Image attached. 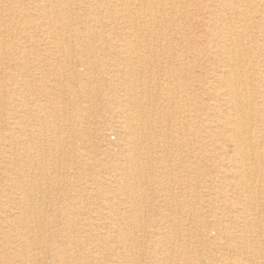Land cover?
Here are the masks:
<instances>
[{
  "label": "rangeland",
  "instance_id": "obj_1",
  "mask_svg": "<svg viewBox=\"0 0 264 264\" xmlns=\"http://www.w3.org/2000/svg\"><path fill=\"white\" fill-rule=\"evenodd\" d=\"M150 1L159 6V15L165 14L169 20L155 23L151 28L140 27L137 33L142 40L141 51L138 49L136 53L138 46L135 47L133 56H142L144 62L129 65L126 53L122 55L116 45L133 38L128 34L133 30L125 28L121 17L126 7L124 1L0 0V95L14 100L11 106L0 100V200L8 201L5 213L0 208V264L25 262L15 246L18 238L8 237L11 227L6 223L13 224L12 220L20 217L12 200L14 185L6 177H15L22 166H8L5 157L12 150L2 140L6 125L12 123L18 125L13 134L22 137L26 144L22 152L39 154L38 158L43 156L44 161L41 188L32 200L25 196L43 210L48 221V227L36 232L42 242L32 264H55L46 248V242L51 240L59 242L58 251H66L63 264H128L126 253L133 256L132 264H163V259L172 264H185L188 260L191 264H233L235 259L253 254H259L260 264H264V189H257L263 192L258 210L249 211L239 190L237 172L223 165L236 156L232 144L212 143L208 135L219 125L210 126L213 111L209 107L216 103L205 92L216 85L223 91L227 85L225 78H216L219 76L215 75L216 71L220 70V74L224 71L222 56L211 49L216 35L222 32L219 28L225 15L233 21L231 31L237 40L234 50L248 63L247 68L242 64L240 70L247 81L263 86L256 88L258 93L264 92V0H227L226 11L218 0ZM58 3L70 5L65 9ZM40 7L43 11L38 10ZM113 17L117 20L112 21ZM49 19V25L39 26ZM68 21L73 27H68L65 37L66 27L62 23ZM87 30L94 36L102 33L111 41L74 38L77 34L85 35ZM223 32L221 36L227 31ZM128 70L136 75L127 84ZM133 89L153 102L158 101L162 109L170 110L160 117L156 105L148 103L150 100L135 110L141 134L146 137L142 144L124 138L129 110L120 99L127 98L126 93ZM253 92L247 90L248 94ZM204 102L207 104L203 107ZM224 110L222 104L220 112ZM37 135L41 136L42 145L36 143ZM202 140L203 148L199 143ZM130 154L138 155L149 167L150 177L145 181L124 182L121 174L111 169L112 164H123ZM33 176L31 171L25 173L26 189L34 185ZM260 178L264 185V176ZM234 209L243 212L242 218H234L231 214ZM115 218L124 229L123 244L108 228ZM242 219L252 220L255 230L244 229ZM71 220L78 222L77 230L71 228ZM82 226L90 230L89 237H83ZM127 229L131 230L130 234ZM21 232L28 230L23 228ZM243 233L251 248L240 249Z\"/></svg>",
  "mask_w": 264,
  "mask_h": 264
},
{
  "label": "bare ground",
  "instance_id": "obj_2",
  "mask_svg": "<svg viewBox=\"0 0 264 264\" xmlns=\"http://www.w3.org/2000/svg\"><path fill=\"white\" fill-rule=\"evenodd\" d=\"M66 1V0H65ZM78 1V0H77ZM81 1V0H80ZM125 2V9L122 10L123 14L121 15L123 21L126 23L123 25L125 28L128 30H133V32L128 33L130 34V37L132 36L133 38L131 40H122L118 45V50L119 52L126 53L125 54V60L129 61L128 64L132 65L133 63H143L144 58L142 56H133V53H135V47L136 53L137 50L140 47L139 44L142 43V40L139 38V34L137 31L140 29V27H145L149 26L150 28L155 24V23H160L162 21L168 22L169 19H167V16L165 14H158V8L159 6L153 2L151 3L150 0H122ZM161 1V0H160ZM209 1V0H208ZM58 2V1H57ZM62 2V1H61ZM112 2V1H111ZM211 2V1H210ZM214 2V1H213ZM217 2V1H216ZM218 2L222 5V8L224 7L225 11L229 9L227 0H218ZM243 2V1H242ZM258 2V1H257ZM10 3V2H9ZM20 3V2H19ZM24 3V2H22ZM41 3V2H40ZM161 3V2H160ZM168 3V2H167ZM215 3V2H214ZM2 4V3H1ZM31 4V3H30ZM61 5V3H58ZM165 6V3H163ZM180 4V3H179ZM49 5V4H48ZM57 5V4H56ZM70 4H65L62 3V7L65 9H68L67 6ZM78 5V3H77ZM181 5V4H180ZM251 5V4H250ZM163 6V7H164ZM218 6V3H217ZM263 6V5H262ZM60 7V6H59ZM80 7V6H78ZM77 7V8H78ZM101 7V6H100ZM201 7V6H200ZM76 8V7H75ZM182 8V7H181ZM184 8V7H183ZM243 8V7H242ZM102 9V8H101ZM2 10V9H1ZM40 11H43V9L40 7L38 9ZM78 10V9H77ZM83 10V9H82ZM164 10V8L162 9ZM194 10V9H193ZM203 10V9H202ZM250 10V9H249ZM169 11V10H168ZM212 11V10H210ZM221 11V10H220ZM33 12V11H31ZM78 12V11H77ZM141 12V13H140ZM172 12V11H171ZM256 12V11H255ZM36 13V12H35ZM39 13V12H38ZM82 13V12H81ZM183 13V12H182ZM245 14V12H243ZM17 14V13H16ZM29 14V13H28ZM63 14V13H62ZM202 14V13H201ZM208 14V13H207ZM230 14V13H229ZM260 14V13H259ZM58 15V14H57ZM83 15V14H82ZM97 15V14H95ZM179 15V14H178ZM177 15V16H178ZM224 15V14H223ZM222 15V16H223ZM247 15V14H246ZM252 15V14H251ZM29 16V15H28ZM48 16V15H47ZM90 16V15H89ZM198 16V15H197ZM30 17V16H29ZM37 17V16H36ZM92 17V16H91ZM112 17V16H110ZM119 16L118 19H121ZM183 17V16H182ZM246 17V16H245ZM259 17V16H258ZM257 17V18H258ZM73 18V17H72ZM192 18V17H191ZM253 18V17H252ZM60 19V18H59ZM69 19V18H68ZM80 19V18H79ZM82 19V18H81ZM95 18H93L94 20ZM121 19V20H122ZM173 19V18H172ZM180 19V18H179ZM89 20V19H88ZM113 20L114 17L112 18ZM222 23L219 29L223 32V30L227 31L225 35L221 36V33H218L216 35L215 43L211 47L212 53H220L222 56V69L224 71H221L220 74L219 71L215 72V75H219L216 78L222 79L225 78L226 82V88L223 91H220L218 86L214 88V86L211 87V89H208L209 95H211L212 102H215L216 104L212 103L213 105L209 107L213 111L212 117H209L210 120L212 121L213 125L214 123H217L219 127L217 126V129L220 128L218 131L216 130H211L209 131L208 135L212 141V143H219V142H228L232 144L234 148V154L236 156L227 162H224L223 165L225 167H230L231 169L235 170L237 172V177L239 179L238 185L240 187L239 190H241L243 197L246 198V201L248 203V208L249 211H257L259 207V200L261 201L263 197V192L260 190V188L264 189V185L261 180V175L264 176V114H261V112H264V92L258 93L257 89L263 88V86L260 85H255L252 83L250 80L247 81L245 79V76L243 72L240 70V66L244 64L243 67L247 68V61L246 59H242V54L239 53V51L234 50L235 45H237V40L234 38V35L232 34L231 29L233 28V21L231 20L230 17H227L226 15L221 19ZM234 20V19H233ZM244 20V19H243ZM22 21V19H21ZM50 19L46 22H43L40 24V27H45L50 24ZM119 21V20H118ZM174 20H172L173 23ZM179 21V20H178ZM226 21V22H225ZM248 21V20H247ZM254 21V20H253ZM31 22V21H30ZM29 22V23H30ZM82 22V21H81ZM205 22V21H204ZM210 22V21H209ZM212 22V21H211ZM21 23V22H20ZM91 23V21H90ZM97 23V22H96ZM186 23V22H185ZM184 23V24H185ZM248 23V22H247ZM11 24V23H10ZM33 25V24H32ZM37 25V24H36ZM65 25L66 29L64 30V35L65 36L68 32L67 29L68 27L72 28L71 22L68 21V23L63 24ZM109 25V23H108ZM152 25V26H151ZM159 25V24H158ZM246 25V24H245ZM255 25V24H254ZM96 26V25H95ZM111 26V25H110ZM192 26V25H191ZM219 26V25H218ZM38 27V26H36ZM98 27V26H97ZM166 27V26H165ZM189 27V26H188ZM162 28V26H161ZM32 29V28H31ZM104 29V28H103ZM175 29V28H174ZM210 29V28H209ZM235 29V28H234ZM27 30V29H26ZM34 30V29H33ZM250 30V29H248ZM5 31V30H4ZM30 31V30H29ZM44 31V30H43ZM46 31V30H45ZM149 31V30H148ZM175 31V30H173ZM224 31V32H225ZM81 32V31H80ZM142 32V31H141ZM183 32V31H182ZM207 32V31H206ZM223 32V33H224ZM236 32V31H235ZM260 32V30H259ZM39 33V32H38ZM44 33V32H43ZM46 33V32H45ZM60 34V33H59ZM150 34V33H149ZM190 34V33H189ZM242 34V33H241ZM55 35V34H54ZM53 35V36H54ZM75 35V34H74ZM75 36L77 40H82L85 39L86 41H90L92 39L95 40H103V42H110L111 39H107V37H104L102 33H98L97 36H94L91 34L90 31H86V34L83 36ZM162 35V34H161ZM180 35V34H179ZM33 36V35H32ZM43 36V34H42ZM174 36V35H173ZM238 36V35H237ZM4 37V36H3ZM47 37V36H46ZM66 37V36H65ZM151 37V36H150ZM187 37V36H186ZM241 37V36H240ZM251 37V36H250ZM28 38V37H27ZM43 38V37H42ZM181 38V37H180ZM35 39V38H33ZM246 39V38H245ZM41 40V39H40ZM28 41V40H27ZM149 40H146V42ZM172 41V40H171ZM175 41V40H174ZM242 41V40H238ZM113 42V40H112ZM244 42V41H243ZM49 43V42H48ZM54 43V42H51ZM168 43V42H167ZM175 43V42H174ZM94 44V43H92ZM171 44V43H170ZM181 44V43H180ZM252 44V43H251ZM168 45V44H167ZM173 45V44H172ZM243 45V44H242ZM254 45V44H253ZM114 46V45H113ZM239 46V45H238ZM5 47V46H4ZM15 47V46H14ZM167 47V46H165ZM175 47V46H173ZM180 47V46H179ZM260 47V46H259ZM176 48V47H175ZM210 48V47H209ZM239 48V47H238ZM154 49V48H153ZM173 49V48H172ZM261 49V48H260ZM63 50V49H62ZM106 50V49H105ZM140 50V49H139ZM148 50V48H147ZM166 50V49H165ZM178 50V49H176ZM192 50V49H191ZM238 50V49H237ZM55 51V50H54ZM141 51V50H140ZM149 51V50H148ZM242 51V50H241ZM255 51V50H254ZM64 52V51H63ZM260 52V51H259ZM55 53V52H54ZM73 53V52H72ZM155 53V51H154ZM163 54V53H162ZM167 54V53H166ZM258 54V53H257ZM21 55V54H20ZM116 55V54H115ZM123 55V54H122ZM17 56V55H16ZM161 56V53L159 54ZM244 56V55H243ZM251 56V55H250ZM122 57V56H121ZM155 57V55H154ZM73 58V57H72ZM71 58V59H72ZM170 58V57H169ZM61 59V58H60ZM85 60V59H84ZM155 60V59H154ZM167 60V59H166ZM61 61V60H60ZM119 61V60H118ZM159 61V60H158ZM157 62V61H156ZM162 62V61H161ZM181 62V61H180ZM7 63V62H6ZM30 63V62H29ZM70 63V62H69ZM263 63V62H262ZM54 64V63H53ZM91 64V63H90ZM121 64V63H120ZM160 64V63H159ZM66 65V64H65ZM68 65V64H67ZM124 65V64H123ZM142 65V64H141ZM163 65V63H162ZM14 66V65H13ZM73 66V65H72ZM209 66V65H208ZM124 67V66H123ZM149 67V66H148ZM7 68V67H6ZM117 68V67H116ZM153 68V67H152ZM210 68V67H209ZM83 69V68H82ZM85 69V68H84ZM106 69V68H104ZM188 69V68H187ZM244 69V68H243ZM162 70V69H161ZM3 71V70H2ZM58 71V70H57ZM56 71V72H57ZM105 71V70H104ZM136 71V70H135ZM143 71V70H142ZM155 71V70H154ZM159 71V70H158ZM19 72V71H18ZM73 72V71H72ZM132 73H129V70L127 71V76L125 83L132 81V79L135 77V74L133 73V70L131 71ZM49 73V72H48ZM120 73V72H119ZM38 74V73H37ZM36 74V75H37ZM75 75V74H74ZM141 75V74H140ZM260 75V73H259ZM17 76V75H16ZM15 76V77H16ZM39 76V75H38ZM46 76V75H45ZM53 76V75H52ZM249 76V75H248ZM147 78V75L146 77ZM158 78V77H157ZM169 78V77H168ZM141 79V78H139ZM249 79V78H248ZM60 80V79H58ZM65 80V79H64ZM77 81V80H76ZM110 81V80H109ZM151 81V80H150ZM60 82V81H59ZM64 82V81H63ZM75 82V81H74ZM89 83V82H88ZM166 83V82H165ZM12 84V83H11ZM124 84V83H123ZM133 84V83H132ZM31 85V84H30ZM30 85L28 87H30ZM50 85V83H49ZM80 85V84H79ZM176 86V85H175ZM12 87V86H11ZM81 87V86H80ZM149 87V84H148ZM7 88V87H6ZM170 87H168L169 89ZM19 89V88H18ZM149 90V88H147ZM252 89L254 90L253 94H248L247 90ZM65 91V90H64ZM127 91V90H126ZM184 91V90H183ZM140 92V91H139ZM165 92V91H164ZM62 93V92H61ZM172 93V92H171ZM5 94V93H4ZM115 94V93H114ZM128 97L126 98H121L120 103L124 104V107H126L129 110V117L126 119L127 122H125L128 127H127V133L125 135V139L128 141H137L139 144H142L146 137H144L141 133V129L137 124V115L135 113V110L138 107L143 108L145 101L150 100V102L153 105H156L158 111V116L162 117L163 115L167 114L170 110L166 107L163 109L160 106V103L153 102V100L147 96L144 95V93L138 94L135 89L133 90H128L126 93ZM110 95V94H109ZM122 95V94H121ZM148 95V91H147ZM164 95V94H163ZM172 95V94H171ZM183 95V94H182ZM32 96V95H31ZM124 96V95H123ZM122 97V96H121ZM147 97V98H146ZM174 97V96H173ZM164 98V97H163ZM3 99L5 103H7L8 106H11L14 103V100L8 97L7 95L3 97L0 95V100ZM30 99V98H29ZM65 99V98H64ZM67 99V98H66ZM154 99V98H153ZM173 99V98H172ZM45 100V98H44ZM75 100V99H74ZM158 100V99H157ZM171 100V99H169ZM29 101V100H28ZM165 101V100H164ZM167 101V100H166ZM107 102V101H106ZM175 102V101H174ZM208 102V101H207ZM187 103V102H186ZM209 103V102H208ZM206 102H204L201 106H206ZM224 104L225 110L224 113H221V106ZM21 106L23 105L22 103L20 104ZM97 105V104H96ZM167 105V104H166ZM24 106V105H23ZM41 108L42 105L40 104ZM39 106V107H40ZM49 106V105H48ZM150 106V105H149ZM173 106V105H172ZM56 107V106H55ZM120 107V106H119ZM171 107V106H170ZM31 108V107H30ZM51 108V107H50ZM155 108V106H154ZM183 108V107H182ZM29 109V108H28ZM125 109V108H124ZM31 110V109H30ZM113 110V109H112ZM183 110V109H182ZM121 111V110H120ZM143 111V110H141ZM149 111V110H148ZM184 111V110H183ZM187 111V110H186ZM146 112V111H145ZM175 112V111H174ZM56 113V112H55ZM144 113V112H143ZM173 113V112H172ZM58 114V113H57ZM179 114H181L179 112ZM143 115V114H142ZM188 115V114H187ZM202 115V114H201ZM211 115V114H210ZM35 116V115H34ZM41 116V115H40ZM57 117V116H56ZM77 117V116H76ZM45 118V117H44ZM55 118V117H54ZM143 120V117H141ZM167 118L169 119L168 115ZM120 119V118H119ZM178 119V118H177ZM165 120V119H164ZM55 121V120H54ZM58 121V120H57ZM122 121V120H121ZM144 121V120H143ZM169 121V120H166ZM184 121V119H183ZM140 122V121H139ZM167 123V122H166ZM31 124V123H30ZM39 124V123H38ZM65 124V123H64ZM141 124V123H140ZM179 124V123H177ZM33 125V124H32ZM58 125V124H56ZM55 125V126H56ZM125 125V124H123ZM173 125V124H172ZM18 126V125H17ZM16 126V123L12 124H7L6 125V133L2 135V140H4V145L7 146V148H10L12 150V154L7 155L5 158H7V164L8 166H22L19 168V172L15 173V177L8 176L6 177V181L14 185L15 190L12 192V200L17 204L18 209H19V215L20 217H16L15 220H12L13 224L6 221L8 225L9 238H18V240H15V246L17 247L18 253L25 257V262H19L16 264H32L34 263L35 260H37L38 254H36V249L41 247V242L40 240L37 239L36 232L38 233L40 229L43 227H48V221L46 220L44 212H42L39 208L35 207V205L30 202L29 199L32 200L33 194L38 191L41 188V177L44 174V161L43 159L41 160L40 157L38 158L39 154H26L27 150L22 152L24 148H26V144L24 143V140L22 137H16L15 134H13L18 127ZM142 126V125H141ZM155 126V125H154ZM177 126V125H176ZM180 126V125H179ZM186 126V125H185ZM48 127V126H47ZM120 127V126H119ZM122 127V126H121ZM166 127V126H165ZM168 127V125H167ZM170 127V126H169ZM168 127V129H169ZM50 128H52L50 126ZM123 128V127H122ZM152 128V127H151ZM179 128V127H178ZM35 129V128H34ZM44 129V128H43ZM153 129V128H152ZM177 129V128H176ZM170 130V129H169ZM36 131V130H35ZM45 131V129H44ZM120 131V130H119ZM157 132V131H156ZM168 132V131H167ZM180 132V131H179ZM51 133V132H50ZM58 133V132H57ZM185 133V132H184ZM18 134V133H17ZM38 134V133H37ZM53 134V133H52ZM192 134V133H191ZM142 135V136H141ZM168 135V134H167ZM166 135V136H167ZM181 135V133H180ZM51 136V135H50ZM53 136V135H52ZM59 136V135H58ZM80 136V135H79ZM29 137V136H28ZM38 140L36 141L37 144L42 145V138L41 136H38ZM160 137V136H159ZM51 138V137H50ZM194 138V137H193ZM46 139V138H45ZM172 139V138H171ZM30 140V139H29ZM124 140V139H123ZM168 140V139H167ZM174 140V139H173ZM180 140V139H179ZM183 140V139H182ZM193 140V139H192ZM53 141V140H52ZM60 141V140H59ZM150 141V140H149ZM178 141V140H177ZM183 142V141H182ZM31 143V142H30ZM29 143V144H30ZM163 143V142H161ZM168 143V142H167ZM201 148H203V140L201 142ZM211 143V142H210ZM122 144V143H120ZM158 144V143H156ZM190 144V143H189ZM31 145V144H30ZM105 145V144H104ZM135 146V144H133ZM222 145V144H221ZM32 146V145H31ZM123 146V145H122ZM125 146V145H124ZM209 146V145H208ZM46 147V146H45ZM140 147V146H139ZM163 147V146H162ZM166 147V145H165ZM172 147V144H171ZM32 148V147H31ZM43 148V147H42ZM53 148V147H52ZM159 148V147H158ZM6 149V148H4ZM40 149V148H39ZM38 149V151H39ZM131 149V148H130ZM135 149V148H134ZM146 149V148H145ZM165 149V148H164ZM191 148L189 147V150ZM263 149V151H262ZM36 150V149H34ZM60 150V149H59ZM58 150V151H59ZM62 150V149H61ZM140 150V149H139ZM6 151V150H5ZM55 151V150H54ZM147 151V150H146ZM166 151V150H165ZM37 152V150H36ZM35 152V153H36ZM124 152V151H123ZM164 152V151H163ZM189 152V151H188ZM134 153V151H133ZM147 153V152H146ZM158 153V152H157ZM54 154V153H53ZM103 154V153H102ZM148 154V153H147ZM190 154V153H189ZM233 154V155H234ZM99 155V154H98ZM153 155V154H152ZM166 155V154H164ZM204 155V154H203ZM41 156V155H40ZM85 156V155H84ZM188 156V155H187ZM83 157V156H82ZM180 157V156H179ZM181 158V157H180ZM193 158V157H192ZM209 158V157H208ZM148 159V158H147ZM89 160V159H88ZM123 160V159H122ZM125 160V159H124ZM52 161V160H51ZM148 161V160H147ZM182 162V161H181ZM55 165V164H54ZM149 165V164H148ZM177 165V164H176ZM182 166V165H181ZM56 167V166H55ZM146 166L145 163H142L138 155L136 154H130L126 157V161H123V164L120 163V165H111V169L113 171H118L119 175L121 174L122 180L124 182H129V181H135L139 183V181H145V178L148 177V172H149V167ZM52 168V167H51ZM14 169V168H13ZM163 169V168H162ZM168 169V168H167ZM173 169V168H172ZM175 169V168H174ZM47 170V169H46ZM75 170V169H74ZM16 171V170H15ZM27 171H31L34 176H33V183L34 185L28 189H26L27 183L24 184V179H25V173ZM54 171V170H53ZM175 171V170H174ZM173 171V172H174ZM192 171V170H191ZM52 172V171H51ZM182 172V171H181ZM190 172V171H189ZM105 173V172H104ZM110 173V172H109ZM162 173V172H161ZM52 174V173H51ZM176 174V173H175ZM179 174V173H178ZM199 174V173H198ZM171 175V174H170ZM185 176L184 174H181ZM187 175V173H186ZM158 176V175H157ZM177 176V175H175ZM193 176V175H192ZM199 176V175H198ZM197 176V179H198ZM50 177V175L47 176V178ZM186 177V176H185ZM232 177V176H231ZM51 178V177H50ZM142 178V179H141ZM183 178V177H182ZM55 179V178H54ZM57 179V178H56ZM146 179V180H147ZM178 179V178H177ZM192 179V178H191ZM263 179V178H262ZM46 180V179H45ZM117 180V179H116ZM115 180V181H116ZM233 180V179H232ZM53 181V180H52ZM110 181V180H109ZM121 180H117L116 182L120 183ZM170 181V180H169ZM186 181V180H184ZM194 181V179H193ZM32 182V181H31ZM48 182V181H47ZM114 182V181H113ZM180 182V181H179ZM188 182V181H186ZM112 183V182H111ZM136 183V184H137ZM177 183V182H176ZM185 184V182H183ZM196 183V182H195ZM114 184V183H113ZM117 184V183H115ZM123 184V183H122ZM146 184V183H145ZM178 184V183H177ZM176 184V185H177ZM135 185V184H134ZM170 185V184H169ZM172 185V184H171ZM188 185V184H187ZM45 186V185H44ZM124 186V184H123ZM153 186V184H152ZM178 186V185H177ZM59 187V186H58ZM146 187V186H145ZM193 187V186H192ZM118 188V187H117ZM128 188V187H127ZM137 188V186H135ZM134 188V189H135ZM154 188V187H153ZM147 189V188H146ZM172 189V187H171ZM258 189V190H257ZM60 190V189H59ZM119 190V188H118ZM126 190V189H125ZM137 190V189H136ZM135 190V191H136ZM179 190V189H178ZM64 191V190H63ZM190 192V191H189ZM68 193V192H67ZM66 193V194H67ZM136 193V192H135ZM192 193V192H191ZM9 194V193H8ZM51 194V193H50ZM49 194V195H50ZM137 194V193H136ZM191 195V194H190ZM235 195V194H234ZM29 198V199H27ZM138 196V195H137ZM171 196V195H170ZM241 196V195H240ZM11 197V196H10ZM90 197V196H89ZM41 198V197H40ZM52 198V197H51ZM138 198V197H137ZM145 198V197H144ZM170 198V197H169ZM47 199V198H46ZM91 199V197L89 198ZM139 199V198H138ZM186 199V198H185ZM92 200V199H91ZM118 200V199H117ZM172 200V199H171ZM228 200V199H227ZM237 200V199H236ZM47 201V200H45ZM44 201V202H45ZM126 201V200H125ZM137 201V200H136ZM139 201V200H138ZM162 201V200H161ZM192 202V200H191ZM174 203V202H173ZM198 203V202H197ZM8 205V201H3L0 200V208L4 212L6 209V206ZM68 205V204H67ZM70 205V204H69ZM107 205V204H106ZM263 203L261 204V206ZM48 206V204H47ZM139 206V205H138ZM146 205H144L145 208ZM59 208V207H58ZM108 208V207H106ZM49 210V209H48ZM214 210V209H213ZM72 211V210H71ZM76 211V209H75ZM130 211V210H129ZM140 211V210H139ZM244 211V208L242 209ZM110 212V211H109ZM202 212V211H201ZM246 212V211H245ZM5 213V212H4ZM46 213V212H45ZM59 213V212H58ZM117 213V212H116ZM178 213V212H177ZM242 213L241 210L239 209H234L231 211V214H233L234 218L239 217L242 218ZM18 214V212H17ZM112 214V212H111ZM247 214V213H246ZM146 215V214H145ZM178 215V214H177ZM257 215V214H256ZM132 216V215H131ZM58 217V216H57ZM252 217V216H251ZM6 218V217H5ZM196 218V217H195ZM253 218V217H252ZM141 219V216L140 218ZM134 220V219H133ZM132 220V222H134ZM217 221V220H216ZM140 223V222H139ZM244 229L248 230H255V226L253 224V221L250 219H242L241 221ZM89 223L86 224L88 226ZM188 224V223H187ZM50 225V224H49ZM66 225V224H65ZM70 225L72 229H76L78 227V222L75 220L70 221ZM158 225V224H157ZM223 225V224H222ZM51 226V225H50ZM86 226H82L81 232L83 234V237H89L90 233L87 230ZM190 226V225H189ZM260 226V225H259ZM52 227V226H51ZM134 227V226H133ZM258 227V226H257ZM26 228L28 230L27 233L21 232V229ZM53 228V227H52ZM108 228L113 231L114 233V238L121 240L122 244L124 243L122 240L123 236V228L120 227L118 220L115 218L114 221L110 224ZM137 228V227H135ZM141 228V227H140ZM188 228V226H187ZM69 229V228H68ZM162 230V229H161ZM17 231V232H16ZM54 231V230H53ZM75 231V230H74ZM128 234L131 233V230H126ZM137 231V230H136ZM261 231V230H260ZM57 232V231H56ZM142 232V231H141ZM59 233V232H58ZM65 234V233H64ZM106 234V233H105ZM162 234V233H161ZM177 234V233H176ZM56 235V234H55ZM81 235V234H80ZM260 235V234H259ZM50 236V235H49ZM107 236V235H106ZM231 236V235H230ZM109 237V236H107ZM131 237V236H130ZM142 237V235H141ZM180 237V236H179ZM80 238V237H79ZM89 239V238H88ZM135 239V237H134ZM169 239V238H168ZM241 239V246L247 249L248 247L251 248V245L249 244L248 238L246 234H242ZM255 240V239H253ZM13 241V240H12ZM48 241V240H47ZM14 242V241H13ZM120 242V243H121ZM174 242V240H173ZM72 243V242H71ZM80 243V242H79ZM142 243V242H141ZM140 243V245H141ZM172 243V242H171ZM47 244V249L50 253H52V258L54 259L53 262L55 264H63L65 263L66 260V251L62 250L61 252L58 251L59 242L58 241H48L46 242ZM160 244V243H158ZM238 244V243H237ZM105 247V246H104ZM125 247V246H124ZM172 248L174 247L171 246ZM189 247V245H188ZM259 248V247H258ZM124 249V248H123ZM136 249V248H135ZM192 249V248H191ZM173 250V249H172ZM188 251V250H187ZM236 251V250H235ZM115 252V251H113ZM126 252V249H125ZM124 252V253H125ZM132 252V250H131ZM243 252V251H242ZM238 253V252H237ZM127 255L124 254V257L126 260H128V264H132L131 261L133 260L132 255ZM160 254V253H159ZM239 255V254H238ZM90 258L92 255H89ZM223 256V255H222ZM259 254H253L250 257H240L241 259H235L233 261V264H260L259 261ZM75 257V256H74ZM73 257V258H74ZM170 257V256H169ZM39 258V257H38ZM59 258V259H58ZM135 258V257H134ZM159 258V256H158ZM171 258V257H170ZM70 259V258H69ZM142 259V258H141ZM161 259V258H160ZM92 260V258H91ZM135 260V259H134ZM117 261V260H116ZM164 261L163 264H172L171 262H168L166 260ZM170 261V260H169ZM191 260H188L187 263L185 264H191ZM221 262V261H220ZM77 263V262H76ZM80 263V262H79ZM178 263V262H177ZM9 264V263H8ZM121 264V263H120Z\"/></svg>",
  "mask_w": 264,
  "mask_h": 264
}]
</instances>
